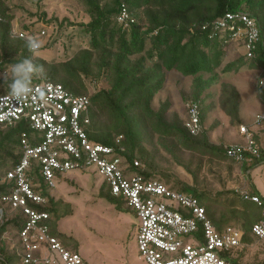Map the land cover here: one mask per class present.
Returning a JSON list of instances; mask_svg holds the SVG:
<instances>
[{
    "label": "trees",
    "instance_id": "1",
    "mask_svg": "<svg viewBox=\"0 0 264 264\" xmlns=\"http://www.w3.org/2000/svg\"><path fill=\"white\" fill-rule=\"evenodd\" d=\"M76 1L88 17L86 23L78 25L82 37H87L85 47L60 62H47L40 57L36 59L32 57L36 64L43 65L46 70V74L34 78L32 84L49 80L61 84L73 95L86 96L88 90L85 80L92 81L94 85L103 81L104 86H95V91L88 95L90 121L88 125L83 126L88 140L113 146L114 140L121 136L120 146L125 149L123 155L129 161L141 162L144 166L140 173L142 176L161 182L171 190L196 197L204 208L207 218L217 229L234 226L232 222L237 223L238 226L234 227L241 233V246L230 249L224 254L226 260L232 264H241L239 260L243 249L254 243L264 249V243L258 241L251 233L253 224L259 220L261 207L243 201L233 189L223 190L210 197L208 192L199 191L196 186L179 182L168 173H156L158 165L155 164V151L159 149L146 148V143L157 137L160 146L169 153H172L173 147L179 146L180 149L200 158L208 157L239 164L248 178L254 167L264 165V147L261 146L259 136L255 132L253 137L258 145L256 155L245 154L243 161L231 159L226 155L228 147L242 143L238 127L244 124L239 118L240 95L237 89L225 83L221 86L220 109L229 123L234 126L239 137L238 141L228 144L211 143L210 135L218 128L219 123L213 121L209 127L205 126L211 112L209 106L205 105L209 96H204L205 92L217 82V69L226 56L232 37V33L227 30H215L214 25L227 13L245 11L257 21L259 27L260 41L255 50V57L249 60L251 67L260 73L255 92L258 102L264 107V0ZM122 9L128 15L125 23L117 21ZM16 16L17 10L11 9L6 0H0V72L9 69L11 64L32 56L26 47L27 40L10 35L13 29L12 22ZM29 16L40 17L37 13H29ZM44 22L48 25L55 23L56 20L50 19ZM68 25L73 26L71 23ZM59 26L62 27V23ZM21 30L38 40L42 29L35 30L33 24H23ZM45 46L47 45L41 46L39 50ZM243 58L248 59L246 56ZM238 60L240 59L230 62L222 72L226 73ZM172 71L182 77L193 79L190 91L181 94L186 100L182 118L176 112H169L171 103L168 100L160 103L157 109L152 107L154 96L165 84L166 74ZM205 75L208 77L204 78ZM260 81L262 85H259ZM5 89H8L7 81L0 79V91ZM189 102L196 104L198 108L200 130L196 135H192L184 126ZM29 132L25 122H19L11 127L0 126L2 176L5 171L19 162L22 157L21 135ZM184 167L197 184L200 164L196 166L195 171ZM32 169V182L39 184L34 187V191L44 196L47 202L39 206L30 203L29 207L49 215L47 224L50 234L67 249L68 243L63 239L65 237L60 238L61 235L57 232V222L64 213L60 214L57 207L59 202L57 203L49 195V191L38 179L37 163L32 162ZM250 185V188H244L249 194L257 195L264 203V196L253 183ZM102 186L104 188L99 191L101 198L115 204L116 207L123 204L109 194L105 184ZM10 188L11 184L0 182V199L9 192ZM222 197L223 202L220 200ZM218 206L222 207L220 212L217 210ZM1 208L6 216L0 224V264L15 262L21 264L20 258L14 251L10 255L5 254L1 240L10 230L13 236L17 237V231L25 223L24 214L20 210H11L0 202ZM231 250H236V255L229 257Z\"/></svg>",
    "mask_w": 264,
    "mask_h": 264
},
{
    "label": "built area",
    "instance_id": "2",
    "mask_svg": "<svg viewBox=\"0 0 264 264\" xmlns=\"http://www.w3.org/2000/svg\"><path fill=\"white\" fill-rule=\"evenodd\" d=\"M127 20L128 15L122 9L117 21L125 23ZM214 29L232 33L231 41L243 47L244 56L255 57L260 41L259 27L247 12L227 13L215 23ZM44 34L41 30L40 35ZM10 35L23 40L36 39L14 27ZM41 38L37 40L39 43ZM89 104L88 95H73L61 84L49 80L34 83L32 94L24 100L12 98L9 92L0 94V126L11 127L25 122L30 130L29 134L21 135L19 162L0 177V182L11 184L0 202L11 210H20L25 217L12 244L21 264H84L79 252L67 250L50 234L49 215L29 207L30 203L39 206L47 202L34 191L39 184L32 182V162L39 166L38 179L48 191L55 188L57 174L97 171L109 194L133 211L138 221L137 249L146 264H232L224 254L241 246L240 231L234 226L217 229L196 197L142 176L144 166L141 162L129 161L123 155L121 136L114 140L113 146L90 142L83 130L90 121ZM187 110L184 126L196 135L200 130L197 105L189 102ZM263 121L264 112L255 116L254 124L259 126ZM238 132L242 143L228 147L226 155L243 161L245 154L258 153V145L253 137L254 130L249 126L239 125ZM235 191L243 201L262 208L251 233L264 243V203L244 187ZM5 216L1 208L0 224Z\"/></svg>",
    "mask_w": 264,
    "mask_h": 264
},
{
    "label": "rangeland",
    "instance_id": "3",
    "mask_svg": "<svg viewBox=\"0 0 264 264\" xmlns=\"http://www.w3.org/2000/svg\"><path fill=\"white\" fill-rule=\"evenodd\" d=\"M6 1L11 9L17 10L16 19L12 22L14 29L21 30L23 24H33L35 30H44V36L40 35L43 37L40 44L47 46L36 52L33 56L35 59L40 57L47 62H60L65 58H70L78 49L85 47L87 37H82L83 34L80 33L78 25L86 23L88 17L76 0ZM29 13H37L40 17H30ZM50 19H55L56 22L45 24L44 21ZM61 23L62 27L59 26ZM68 23L73 26H69ZM243 57V47L230 39L226 56L217 69V82L204 94L206 97L209 96L205 105L209 106L211 112L205 126L209 127L213 121L219 123L218 128L210 135L211 143L228 144L238 141L236 129L229 123L219 106L222 84L233 85L240 95V121L258 134L260 144L264 147V122L259 126L254 124L255 116L264 112V107L258 102L255 92L260 73L251 67L249 59ZM237 59L240 60L236 61L226 73L222 72L230 62ZM9 74L10 69L0 72V79L6 81L4 78ZM207 77L205 75L204 78ZM192 83L191 77H182L175 71L167 73L165 84L162 90L154 96L152 107L157 109L160 103L168 100L171 103L169 112H176L182 118L185 113L186 100L181 94L188 93L192 88ZM85 84L88 95L95 91V86L105 85L103 81L94 85L89 80H85ZM0 92L6 93L8 89ZM146 145V148H152L151 150L153 147L159 149L155 151V164L158 165L156 173H168L179 182L196 186L199 191L208 192L210 197L223 190L250 188L251 183H254L264 196V165L254 167L250 171L249 179L242 172L239 164L208 157L200 158L198 155L180 149L179 146L173 147L172 153H169L160 146L157 137L147 142ZM198 164L201 169L197 174L198 182L195 184L193 177L184 166L190 171H195ZM2 173L3 170L0 169V177ZM55 180L56 186L49 190V195L57 203L59 202L57 207L60 214L64 213L57 222V232L61 235L60 238L65 237L63 239L68 243L67 250L78 251L84 264H146L140 258L137 249L138 221L133 211L123 204L116 207L115 204L99 196V191L104 186H102L103 177L97 171L63 172L57 174ZM220 200L223 202V197ZM221 209L222 207L218 206L219 212ZM231 224L238 226L237 223L232 222ZM4 237L1 241L4 244L5 254L10 255L11 252H15L12 244L16 239L11 230ZM233 255H236V250L230 251L229 257ZM240 256L241 264H264V249L256 243L243 249Z\"/></svg>",
    "mask_w": 264,
    "mask_h": 264
},
{
    "label": "clouds",
    "instance_id": "4",
    "mask_svg": "<svg viewBox=\"0 0 264 264\" xmlns=\"http://www.w3.org/2000/svg\"><path fill=\"white\" fill-rule=\"evenodd\" d=\"M26 47L32 56L11 64L10 74L4 78L7 81L9 95L16 100L29 97L33 92V79L46 74L44 66L36 64L32 58L39 50L40 43L34 38H29Z\"/></svg>",
    "mask_w": 264,
    "mask_h": 264
},
{
    "label": "crops",
    "instance_id": "5",
    "mask_svg": "<svg viewBox=\"0 0 264 264\" xmlns=\"http://www.w3.org/2000/svg\"><path fill=\"white\" fill-rule=\"evenodd\" d=\"M236 133V136H238L237 135V132H235ZM254 184V183H253ZM254 186H255V184H254ZM255 188L262 194V192L255 186Z\"/></svg>",
    "mask_w": 264,
    "mask_h": 264
}]
</instances>
